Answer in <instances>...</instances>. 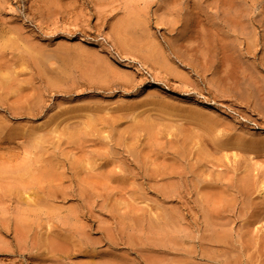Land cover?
Instances as JSON below:
<instances>
[{
	"label": "rangeland",
	"instance_id": "374dc122",
	"mask_svg": "<svg viewBox=\"0 0 264 264\" xmlns=\"http://www.w3.org/2000/svg\"><path fill=\"white\" fill-rule=\"evenodd\" d=\"M263 43L264 0H0V264H264Z\"/></svg>",
	"mask_w": 264,
	"mask_h": 264
},
{
	"label": "bare ground",
	"instance_id": "6f19581e",
	"mask_svg": "<svg viewBox=\"0 0 264 264\" xmlns=\"http://www.w3.org/2000/svg\"><path fill=\"white\" fill-rule=\"evenodd\" d=\"M263 49H264V43H263ZM261 183H262V182H261ZM260 188H261V190H259V191H260V193H261V196H264V182L261 184ZM245 189H246V187L244 188V190H245ZM244 190H242V191H244ZM261 196H260V197H261ZM223 236H224V235H223ZM171 238H172V237L170 236L169 239H171ZM225 239H226V240H225ZM177 240H180V239H177ZM227 240H228V238H223V237L221 236V233H219V235H217V234L214 233V234H212V235L210 234V236H209L208 238H204V239H202V244H203L204 242H206V243H205L206 245H209V243H210V245H217V246L220 247L219 244H221V245H225V241H227ZM231 240H232V239H230V241H231ZM171 241L173 242L174 239L171 240ZM175 241H176V240H175ZM230 241H227V242H230ZM181 242H184V241H181ZM227 242H226V245H227ZM169 243H170L169 248H171L170 246H173V245L171 244L170 241H169ZM200 243H201V242H200ZM230 243H231V242H230ZM230 243H229V246L231 245ZM179 244H180V243H179ZM181 244H183V246H185V243H181ZM202 244H201V245H202ZM203 245H204V244H203ZM203 245H202V247H203ZM206 245H205V248L211 247V246H208V247H207ZM175 246H176V245H175ZM217 246H215V247H217ZM231 246H232V245H231ZM215 247H214V248H215ZM222 247L224 248V246H222ZM205 248H204V249H205ZM211 248H213V247H211ZM214 248H213V249H214ZM202 249H203V248H202ZM202 249H201V250H202ZM215 249H216V248H215ZM215 249H214L213 251L218 250V247H217L216 250H215ZM227 249H228V246H227L226 249H224L225 253L228 252ZM229 249H230V248H229ZM205 250L207 251L208 249H205ZM205 250H202V251L204 252V254L207 253L206 255H208V252H206ZM211 250H212V249H211ZM211 250H210V252H211V254L213 255V256H212V255H211V256L214 257L215 255H214V253H212ZM219 250H220V254L222 255L221 257L223 258V256H225V253H223L224 251H223V252L221 251V250H222L221 248H220ZM219 250H218V251H219ZM171 251H172V250L170 249V250H169V253H170ZM208 251H209V250H208ZM172 252H173V251H172ZM172 252H171V253H172ZM186 252H187V250H186ZM186 252H185V253H186ZM216 252H217V251H216ZM221 252H222L223 254H222ZM171 253H170V257H171V256H174V254L172 253L173 255H171ZM190 253H191V251H190ZM190 253L188 252V255H189ZM186 254H187V253H186ZM192 254H193V252H192ZM220 254H219V255H220ZM201 255H202V254H201ZM201 255H199V256H201ZM206 255H205V256L202 255V256L204 257V260H206V262L209 261V264H210V262H212L213 259L209 256L210 254H209L208 256H206ZM217 255H218V253H217ZM186 256H187V255H186ZM191 256H192V255H191ZM226 256H227V258L229 257L228 255H226ZM226 256L224 257V260H225ZM232 256H233V255H232ZM232 256H231V257H232ZM170 257H168V258L170 259ZM188 257H189V256H188ZM194 257H195V256H194ZM217 257H218V256H216V257L214 258L215 261H218V260H219L218 258H221V257H218V258H217ZM236 257H237V256H236ZM174 258H175V257H174ZM189 258H190V257H189ZM201 258H202V257H201ZM233 258H234V257H233ZM171 259H173V258H171ZM175 259H177V258H175ZM191 259H192V258H191ZM191 259H190L189 261H191ZM230 259H232V258H230ZM236 259H240V258H236ZM236 259L234 258V259H232V260H233V261L235 260V262H237ZM173 260H174V259H173ZM192 260H193V259H192ZM214 260H213V261H214ZM232 260H231V261H232ZM193 261H194V260H193ZM227 261H228V260L226 259V262H227ZM231 261H229V262H231ZM224 262H225V261H224ZM229 262H227V263H229ZM173 263H174V262H171V264H173ZM185 263H186V262H185ZM191 263H192V261H191ZM191 263H190V264H191ZM194 263H197V264H198V261H194ZM204 263H205V262H204ZM204 263H202V264H204ZM174 264H175V263H174ZM188 264H189V263H188ZM199 264H201L200 261H199ZM207 264H208V263H207Z\"/></svg>",
	"mask_w": 264,
	"mask_h": 264
}]
</instances>
